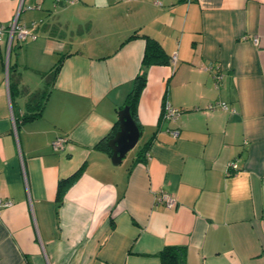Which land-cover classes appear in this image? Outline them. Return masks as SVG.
Returning a JSON list of instances; mask_svg holds the SVG:
<instances>
[{
  "label": "crops",
  "instance_id": "1",
  "mask_svg": "<svg viewBox=\"0 0 264 264\" xmlns=\"http://www.w3.org/2000/svg\"><path fill=\"white\" fill-rule=\"evenodd\" d=\"M16 13L36 37L8 55L0 40V264H161L166 245L185 264H264V0H0L1 24ZM146 38L166 63L142 64ZM140 72L142 142L113 161ZM215 100L234 111L207 110Z\"/></svg>",
  "mask_w": 264,
  "mask_h": 264
},
{
  "label": "trees",
  "instance_id": "2",
  "mask_svg": "<svg viewBox=\"0 0 264 264\" xmlns=\"http://www.w3.org/2000/svg\"><path fill=\"white\" fill-rule=\"evenodd\" d=\"M136 35L137 34L134 32L133 34L130 35V37H134ZM154 63H158V64L166 63V59L158 43L151 38H146V48L144 51L142 64L144 66H149L150 64H154ZM60 64H61V60H58V62H56L52 66V68L44 74L46 84L52 83L58 69L60 68ZM145 85H146V75L145 73L140 72L136 76L133 83V88L128 93L124 102V106L127 105L129 107L130 114L134 119V121L136 122L138 128L139 125H138L136 109H137L138 99ZM45 98H46L45 90H42L41 92H34L30 96L29 104L32 103L33 105H35V109L31 112H27L24 115L23 119L31 118L38 115L40 113L41 107L45 102ZM165 104L166 102L162 106V113ZM137 159H140V157H138ZM82 171H83V165L78 167L67 177L61 178L58 181L57 193H56V200L58 205L61 203L65 191L80 177ZM158 257L160 259L161 264H185V247L177 246V245L176 246L166 245L162 248V250H160V252H158Z\"/></svg>",
  "mask_w": 264,
  "mask_h": 264
},
{
  "label": "built area",
  "instance_id": "3",
  "mask_svg": "<svg viewBox=\"0 0 264 264\" xmlns=\"http://www.w3.org/2000/svg\"><path fill=\"white\" fill-rule=\"evenodd\" d=\"M75 1V0H71ZM18 13V12H17ZM17 13L14 16V18L5 24L0 23V40L3 38L4 34L6 33L8 36L7 40V46H6V54H9L10 47L12 44V40L15 37L17 40L24 41L26 39H33L36 37V34L34 32V26H26L24 24H21L17 21ZM216 78H220V75H216ZM222 109V110H228L230 112H233L234 109L229 107L228 104L225 101H220V100H215L212 102H209L206 105L207 110H214V109ZM179 115V110L171 104L166 103L163 109V117L166 119H171L174 120L178 117ZM172 133L174 135L177 134V130H173ZM63 137H57L52 141V148L54 150H59L62 148L63 142H64ZM227 173H231L232 171L237 170V164L234 162H229L227 166ZM160 200L163 201L167 206H175L177 204L176 198L164 191H160ZM11 204V200L0 196V208L9 206Z\"/></svg>",
  "mask_w": 264,
  "mask_h": 264
},
{
  "label": "water",
  "instance_id": "4",
  "mask_svg": "<svg viewBox=\"0 0 264 264\" xmlns=\"http://www.w3.org/2000/svg\"><path fill=\"white\" fill-rule=\"evenodd\" d=\"M118 130L108 141L112 149V160L119 161L125 153L132 149L139 137V128L130 114L129 107L122 108L118 117Z\"/></svg>",
  "mask_w": 264,
  "mask_h": 264
},
{
  "label": "rangeland",
  "instance_id": "5",
  "mask_svg": "<svg viewBox=\"0 0 264 264\" xmlns=\"http://www.w3.org/2000/svg\"><path fill=\"white\" fill-rule=\"evenodd\" d=\"M141 142L142 140H140L138 142V144H136L132 149H130L128 152H127V155H126V159L125 160H128L129 158H131L132 156L134 157L137 153V150L139 148V145H141Z\"/></svg>",
  "mask_w": 264,
  "mask_h": 264
}]
</instances>
